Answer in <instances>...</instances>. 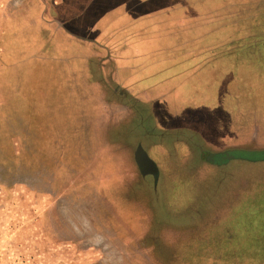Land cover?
<instances>
[{"label": "rangeland", "instance_id": "obj_1", "mask_svg": "<svg viewBox=\"0 0 264 264\" xmlns=\"http://www.w3.org/2000/svg\"><path fill=\"white\" fill-rule=\"evenodd\" d=\"M233 1L241 4L238 18L264 12V6H258L262 0ZM250 1L257 7L247 4ZM23 25L26 22L7 33L3 46L8 54L0 58V264H122V259L126 264H247L249 259H229L233 247L220 248V229L232 228L235 218L239 226L254 231L264 227V196H259L264 193V157L213 155L206 152L202 135L171 133L180 123L174 104L162 109L158 105L155 111L152 105L143 106L145 124L137 127L135 119L124 137L138 168L123 173L141 182L131 183V195L121 203L141 210L140 233L125 225L118 226L119 233L98 230L101 219L109 226L117 218L106 215L113 185L92 180L100 174L92 167L93 152L59 149L60 125L74 134L79 129L69 111L60 119L53 104L42 102L48 99L43 94L58 82L52 66L62 59L60 50L50 53L46 44L45 50L34 52L41 56L23 66H7L20 61L22 47L39 35L27 33ZM258 128L264 131V120L258 121ZM207 139L216 141L217 135ZM249 139L260 144L257 152H264V132L237 136L238 141ZM143 151L149 160L144 164L138 157ZM257 193L255 209L243 215L246 202ZM254 260L264 264V259Z\"/></svg>", "mask_w": 264, "mask_h": 264}, {"label": "crops", "instance_id": "obj_2", "mask_svg": "<svg viewBox=\"0 0 264 264\" xmlns=\"http://www.w3.org/2000/svg\"><path fill=\"white\" fill-rule=\"evenodd\" d=\"M227 7V0H0V58L8 54L4 38L19 24L26 22L27 33L39 34L22 47L26 53L20 61L7 66H23L41 56L34 52L46 44L50 53L60 50L62 59L52 66L58 84L50 86L42 102L53 104L60 119L69 111L79 126L74 134L60 123L59 149L93 152L92 167L100 174L92 180L113 185L106 215L117 217V228L101 219L98 230L117 233L124 225L130 232L139 230L141 210L121 203L129 199L131 183L139 180L123 175L138 168L124 137L135 119L137 127L145 124L143 106L155 111L174 104L180 123L171 133L202 135L206 152L213 155L260 149L257 142L238 141L237 136L264 132L258 128L264 120V33L259 34L255 17L223 20ZM64 47L72 51L65 53ZM218 126L222 128L215 130ZM214 135L216 141L209 142L207 137ZM138 157L149 162L145 151ZM258 195L246 202L243 215L255 209ZM260 207L261 213L264 205ZM234 220L232 228L220 229V248L235 249L229 259L258 264L254 259H264L263 225L254 231Z\"/></svg>", "mask_w": 264, "mask_h": 264}, {"label": "trees", "instance_id": "obj_3", "mask_svg": "<svg viewBox=\"0 0 264 264\" xmlns=\"http://www.w3.org/2000/svg\"><path fill=\"white\" fill-rule=\"evenodd\" d=\"M229 3V7H227L226 9L223 10V20L228 21V22H234V21H238L239 19H249L251 17H255L258 18V31L259 34H263L264 33V12H258L256 11V13H252L251 15H248L247 17L245 16V18H243L240 14V18H238L237 16V6H239V8H241V4H234L232 3L233 0H227ZM247 4H252V2L250 1ZM255 7H257V5H253ZM259 7H263L264 6V0H262L261 2H259L258 4ZM240 10V9H239ZM228 18H230L231 20L229 21ZM252 30V29H251ZM260 154V156H258ZM219 155V154H218ZM257 155V156H256ZM225 156L227 159H244V160H254V159H258L261 157H264V152H246V151H235V152H226Z\"/></svg>", "mask_w": 264, "mask_h": 264}, {"label": "water", "instance_id": "obj_4", "mask_svg": "<svg viewBox=\"0 0 264 264\" xmlns=\"http://www.w3.org/2000/svg\"><path fill=\"white\" fill-rule=\"evenodd\" d=\"M141 160H142L143 164L146 162L145 159H144V157H143V159H142V157H141Z\"/></svg>", "mask_w": 264, "mask_h": 264}]
</instances>
